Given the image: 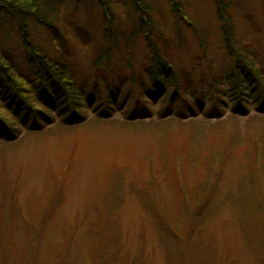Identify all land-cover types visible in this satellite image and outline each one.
Segmentation results:
<instances>
[{
    "label": "rangeland",
    "instance_id": "rangeland-1",
    "mask_svg": "<svg viewBox=\"0 0 264 264\" xmlns=\"http://www.w3.org/2000/svg\"><path fill=\"white\" fill-rule=\"evenodd\" d=\"M58 1L44 0L43 11L50 25L58 27L55 32L58 31V39L63 43L57 47L66 52L79 82L88 89L94 83L103 90L104 78L110 85L107 95H103L105 100L111 96L113 85L119 86L117 91L123 96L130 89L124 85L130 83V78L127 82L124 78L132 69L141 71L149 63L143 35L116 44L119 52L112 48L94 73L92 57L97 45L100 47L105 41L102 32L92 28L88 19L94 20V16L77 0L64 5L61 11L64 21L58 23L51 12ZM180 1L183 15L162 0H151L161 9L164 20L162 46L168 44L171 65L178 74L185 73L186 77L181 75L179 79L188 85V90L204 80L207 92L213 77L215 84L220 83L226 89L234 68L250 63L256 68L263 65V0H223L222 11L227 12L223 19L217 13V0ZM225 1L229 4L227 8ZM117 12V21H125L121 23L122 29L130 33L132 24L126 21L129 16ZM80 28L92 43L81 39ZM30 34L36 45L60 54L44 27L31 23ZM0 42L25 68L27 59L22 48L2 28ZM171 74L175 76L171 82L175 86L179 79L176 73ZM118 80L121 84H117ZM200 86L193 89V96H198ZM200 95L207 98L206 103L196 108L202 114L210 101V108L215 105L214 96ZM222 95L223 110L217 109L218 118L236 110L234 102ZM147 96L149 113L145 115L147 119H156L163 96ZM92 97L94 100L95 96ZM247 103L245 114L254 113L255 103L252 100ZM109 106L115 121H97L93 118L95 106L86 101L84 115L96 120L89 121L94 124L92 128L86 120L84 125L67 132L56 127V122L39 133L24 131L10 144L0 142V264H264V193L257 196L247 189L236 201L218 204L223 198L230 199L228 188L233 190L236 172L248 173L242 155L222 167L224 157L219 155L222 151L213 150L214 157L209 163L214 165L213 169L208 171L207 166L197 178L221 187L224 196L206 195L210 192L208 188L204 194L213 199L208 203L204 199L197 201L198 209L195 203H190L188 193L182 197L173 194V181L178 179L169 173L171 165L182 164V159L191 157L196 149L198 155L202 153L196 139L189 151L186 124L167 121L170 125L162 129L150 127L146 132L139 125L133 127L119 121L126 118L124 107ZM100 116L107 115L104 111ZM258 121L254 127L240 130V134L233 127L217 124L224 133L221 143L224 146L228 139L229 144L235 145L240 139L242 145L250 146L252 135L264 142V125ZM243 135L247 137L242 138ZM167 149L184 155L163 165L159 159ZM258 152L257 167L264 166V148ZM65 167L70 172L66 182H62L67 174ZM176 172L183 176L184 168ZM218 177L220 184H215ZM56 180L61 181L57 191ZM195 215L205 217L203 223L186 226ZM110 216L113 220L108 225Z\"/></svg>",
    "mask_w": 264,
    "mask_h": 264
},
{
    "label": "trees",
    "instance_id": "trees-1",
    "mask_svg": "<svg viewBox=\"0 0 264 264\" xmlns=\"http://www.w3.org/2000/svg\"><path fill=\"white\" fill-rule=\"evenodd\" d=\"M43 1L0 0V28L19 43L23 50L24 59H27L24 68L18 63L15 55L5 49L0 42V142L4 141V145L10 144L18 139L24 131L30 134L39 133L56 122V127L69 132V130L74 129L73 127L84 125L86 120L92 128L94 124L89 121L93 118L103 122L115 121V117L111 118L110 111L112 110L111 106H109L114 105L115 107L125 108L123 113L126 118L119 121L126 125L133 127H137L134 125H139L141 127L139 129L147 132V128L150 127L162 129L170 125L167 121L185 123V133L189 137L186 139L189 151L193 147L195 139L200 141L198 145L202 152L200 155H198V149H196L192 152L191 157L182 159V164H173L169 169V173H173L178 179L173 181L175 184L173 194L182 197L183 194L186 195L188 193L187 195L191 199L190 203H195L196 208L199 209L197 201L204 199L208 203L213 199V196H206L208 194H218L214 195L215 197L224 196L222 195L221 187L213 186L214 184L205 183L197 178L201 170L209 166L214 157L211 154L217 148H219L217 151H222L219 152V155L224 157L222 167L225 166L226 162L236 160L239 158L238 156L242 155L248 170L247 174L236 172V177H233L234 180L232 181L233 190L230 191L228 188L230 193L227 195H229L230 199L225 201V198H223L218 204L224 206L232 200L236 201L237 197H241L247 189H250L257 196L264 193V166L259 165L257 167L259 164L258 150L264 148V142H261L256 135H252L251 142L255 145L251 143L252 145L250 146H244L238 139L240 136L237 135L238 143L235 145L229 144L227 139L223 146L221 141L224 138V133L216 126L222 123V126L233 127L240 134V130L245 129V127L250 126L252 128L257 125V119H264V72L262 71L264 70V63L257 68L251 63L247 64L248 66L246 67L241 65L239 69L238 67L237 69L234 68V74L231 76L228 74L231 79L228 81L226 89L221 87L220 83L215 84L216 77L209 80L211 88L208 85L207 92L204 90V87L206 88L204 80L196 83L197 85L195 84L193 89L200 85L201 88H199L198 96H193V89L188 90V85L179 79L181 75L185 76V73L178 74L174 66L171 65L169 60L171 57H168L170 53L168 44L162 46L165 40L163 33L164 20L160 14L161 9L157 8L151 0H77L78 3L83 5L86 12L94 16V20L89 17L88 22L91 23L92 28L95 30H101V37L105 40L100 47L97 45L96 51L93 53L94 58L92 57L91 69L94 73L99 71L101 59H105L112 48L113 51L119 52L116 44L126 43L131 40L132 36L142 34L143 41L149 51L147 60H149L150 64L146 62L145 68L141 71L132 69L129 76L124 78V82H127L128 78H130V83L124 84L128 85V87L130 86V89L121 96L117 91L119 86L113 85V87L111 86L113 90L110 91L111 96L108 95L105 100L103 95H107L108 86L110 85L104 78L101 81L103 90H99V87L94 83L89 85L88 89V86H85L83 82H79L80 80L77 79L75 71L70 67L66 52L57 47V44H60L62 40L58 39V31L55 32L58 27L50 25L49 19L45 17ZM70 1L72 0H59L54 10L51 11L56 15L58 23L64 21V13L61 11L64 5ZM162 1L170 9L173 11L178 9L183 15L180 0ZM217 1V13L223 19L224 15L227 14L226 11H222L224 7L223 0ZM178 5L180 6L179 8L177 7ZM227 5L229 4L225 1L226 8ZM117 10H120L121 15L129 16L126 21H130L132 24L130 33H126L122 29L121 23H126L125 21H117L115 14L118 13ZM180 13L177 15H180ZM225 21L229 22V19L225 18ZM31 23L46 29L49 33L50 42L56 45L60 54H52L46 48L42 49L41 46L33 42L30 34ZM80 30L81 39L92 43L90 36L82 31L81 28ZM94 35L97 36V33ZM172 72L176 73V79H179L175 86V83L173 85L171 83L173 80L175 81V76H172ZM93 76L96 78L97 74ZM117 84H121V81L118 80ZM205 93L212 97L214 96L215 106L212 105L213 107L210 108V101V106L207 105L209 109L207 110L206 107L205 111L199 114L196 108L198 107L197 105H201L203 102L206 103L207 98L200 95ZM223 93L234 102L236 110H230L227 116L218 118L216 116L218 113L217 109L223 110ZM156 94H160V96L165 94L163 100L159 102V117L147 119L148 117L145 115L149 113L147 95ZM92 96H95L94 100ZM195 98L196 101L194 102ZM247 100H252L256 105L255 112L248 115L245 114L247 111ZM86 101L89 105L95 106L96 116L91 119H87V115H84L85 113L83 112L86 109ZM117 104L120 106H117ZM104 111L107 115L106 118L100 116ZM258 122L264 125V120ZM243 125L245 126L243 127ZM246 137V135H243L242 138ZM178 154L173 150L167 149L161 154L160 163L163 165L174 163L175 160L181 159L184 155L179 156ZM213 166H209L207 170L210 171ZM181 167L184 168L183 176L176 172ZM65 172L67 174L63 176L62 182H66L70 170ZM221 176L223 174L219 177ZM219 177L216 179L215 184H220L218 182ZM111 178L114 177L111 175ZM60 185L61 181L56 180V191ZM208 188L210 189L209 193H207ZM113 193L116 192L114 191L111 194ZM204 193L207 194L205 195ZM201 194L205 196L198 197ZM260 197L262 198V196ZM213 204L217 206V202ZM172 207L173 204H171ZM204 218L203 216L195 215L193 221L190 220L186 226H196V223L200 225V221L204 220ZM108 219V225H110V221L113 219L111 216Z\"/></svg>",
    "mask_w": 264,
    "mask_h": 264
}]
</instances>
